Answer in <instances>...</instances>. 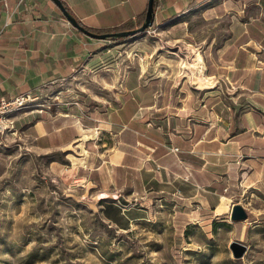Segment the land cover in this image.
Masks as SVG:
<instances>
[{
	"label": "crops",
	"instance_id": "1",
	"mask_svg": "<svg viewBox=\"0 0 264 264\" xmlns=\"http://www.w3.org/2000/svg\"><path fill=\"white\" fill-rule=\"evenodd\" d=\"M61 1L98 29L134 22L147 4ZM155 1L148 29L101 40L73 28L51 0H0V96L56 97L16 124L36 151L60 153L52 165L76 167L98 200H112L111 222L109 205L132 221L153 201L179 226L229 215L234 203L264 220V0ZM121 44L148 56L171 47L179 64L101 95L77 91L76 79Z\"/></svg>",
	"mask_w": 264,
	"mask_h": 264
},
{
	"label": "rangeland",
	"instance_id": "2",
	"mask_svg": "<svg viewBox=\"0 0 264 264\" xmlns=\"http://www.w3.org/2000/svg\"><path fill=\"white\" fill-rule=\"evenodd\" d=\"M178 64L171 47L148 56L121 44L74 88L101 95L126 77L172 75ZM52 159L60 153L36 151L15 117L12 129L0 133V264H264V220L234 222L221 214L179 226L181 218L153 201L132 221L129 211L119 214L109 205L117 220L111 222L104 207L112 200H98L80 170L54 166ZM232 240L247 246L241 258L232 257Z\"/></svg>",
	"mask_w": 264,
	"mask_h": 264
},
{
	"label": "water",
	"instance_id": "3",
	"mask_svg": "<svg viewBox=\"0 0 264 264\" xmlns=\"http://www.w3.org/2000/svg\"><path fill=\"white\" fill-rule=\"evenodd\" d=\"M53 4L58 8L62 16L67 20V22L75 28L77 31L82 34L101 40H116L119 38H125L136 33H140L148 29L153 22L154 19V0H147L144 19L140 23L139 26L129 29H123L118 31H110V32H102L97 33L86 29L83 25H81L75 16L66 9L63 2L61 0H51ZM247 218V212L245 208L240 203H234L231 205L229 211V219L234 222L242 221ZM228 248L231 252L232 257L241 258L247 250V246L241 242L232 240L228 244Z\"/></svg>",
	"mask_w": 264,
	"mask_h": 264
},
{
	"label": "built area",
	"instance_id": "4",
	"mask_svg": "<svg viewBox=\"0 0 264 264\" xmlns=\"http://www.w3.org/2000/svg\"><path fill=\"white\" fill-rule=\"evenodd\" d=\"M38 94L30 91L21 92L11 98L0 96V133L12 129L15 114L25 109H32L41 106H51L56 97L49 102L39 101ZM50 99V98H48ZM172 151H177V147H172Z\"/></svg>",
	"mask_w": 264,
	"mask_h": 264
},
{
	"label": "trees",
	"instance_id": "5",
	"mask_svg": "<svg viewBox=\"0 0 264 264\" xmlns=\"http://www.w3.org/2000/svg\"><path fill=\"white\" fill-rule=\"evenodd\" d=\"M63 2V1H62ZM155 0H154V7H155ZM64 4V2H63ZM64 6L66 7V9L69 11L68 7L64 4ZM144 14H145V10L139 14L136 17V20L134 22H128V23H124V24H120L111 28H90L86 25H84L82 22H80L79 20H77L81 25H83L86 29L93 31V32H97V33H102V32H110V31H118V30H123V29H129V28H134L140 25V23L143 21L144 19ZM81 33V32H80ZM117 40V39H116Z\"/></svg>",
	"mask_w": 264,
	"mask_h": 264
},
{
	"label": "bare ground",
	"instance_id": "6",
	"mask_svg": "<svg viewBox=\"0 0 264 264\" xmlns=\"http://www.w3.org/2000/svg\"><path fill=\"white\" fill-rule=\"evenodd\" d=\"M198 57H200V55L198 54Z\"/></svg>",
	"mask_w": 264,
	"mask_h": 264
}]
</instances>
